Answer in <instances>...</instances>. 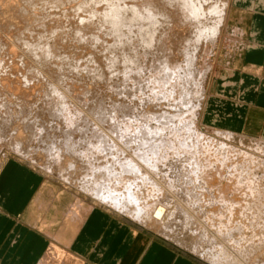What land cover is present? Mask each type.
<instances>
[{"label": "rangeland", "instance_id": "1", "mask_svg": "<svg viewBox=\"0 0 264 264\" xmlns=\"http://www.w3.org/2000/svg\"><path fill=\"white\" fill-rule=\"evenodd\" d=\"M82 1L84 0H59L58 3L56 0H6L0 3V44H4V49L0 46V89L2 87L1 84L3 85L4 83V87H10V89L7 87L6 89H4V87L1 89L3 95H0V120L1 117L4 116L2 113L11 115L12 119H15L14 128L19 127L22 129V127L28 128L29 125H34L35 131L37 130L36 133L40 135H34V139L32 138L33 140L29 141L28 144L23 141V139H20V141L15 142L14 146L12 135L9 134L10 130H5L4 128V131H2L1 128L4 127V125L0 124V168L8 160L16 159L27 163L32 168L41 172L46 182L49 184L48 189L53 191V194L56 196L54 200L59 197L58 199L67 203L66 211L70 218L73 212L79 213L81 211L80 208L83 211V209L96 206L124 219L130 226L143 230L173 245L177 250L193 256L194 259L204 264H264V186L261 187L264 185V172H262L261 169H257V172L253 170L251 173L253 178V180L250 181L251 183L246 182L244 178L236 179L233 176H229V172H227L228 178L237 181V183H239L238 186L241 185L247 189L250 183L255 186L254 188L258 192V195L255 194L252 196L250 202L248 199H242L243 197L240 196V192L230 191V194H225V196L226 199H232L235 202L233 204H231L230 200L220 202L222 199H219V197H223V195L219 193V190L226 185V183L227 186H229L228 190L233 189V185H230L231 181H218V178L213 180L215 178L214 175L211 177L210 174L206 173L216 171L217 164L219 163L231 164L232 167L234 165L237 167L238 165L239 167L247 161L245 157H249L258 162L260 161V164H264V138L249 137L243 133L221 129L220 126L212 123L207 115L209 98L217 94L219 85H221V91L218 93L223 95L222 91L225 87H222V85L229 83V80L226 81V78L231 74L235 63L240 61L242 49L247 47L244 39H242V32L244 33V30L246 31L242 24L248 21L249 14L240 10L239 3H242L243 0H228V9L226 8L228 11H225V14L227 13L224 15L226 17H223L225 21L223 20L222 23L224 24H221L218 34L220 37H216L217 42L210 41V39L207 40L208 38H206L203 40L205 44L204 42H197L196 30L198 26L190 20V17H186V12L176 10V13H174L176 19L178 18L179 20L177 23L178 25L176 24L179 28L175 25L176 32L171 34L173 40L170 38L168 41L170 44H168L170 53L167 55V59L169 58L168 60L171 61V67H173L172 69L174 70L171 72L165 60L161 64L159 63V66L156 61H154V57L146 53L137 41L134 44L137 55L140 54L137 61V64L140 62L138 64L139 66L130 63L126 66L125 63H122L121 65L118 64L119 67H113L111 59L114 55H110L111 51L104 48L107 43L101 41L103 39L106 41L109 37L106 35L105 31H102L103 28L100 27L99 17H95L94 20L90 21L91 23L89 21L86 22V20L90 18V10L99 13L100 10H103L107 6L113 9L117 3H121L123 0H103L104 2H101V0L97 2V0H95V3L91 5V9L89 10L90 13L84 10H80L81 12L79 11L78 7H80ZM127 1H138L144 7L146 6V9H154L158 4H162V0ZM38 16L41 19L43 18V21L37 26L32 22ZM81 21H83V23ZM41 24H43V31H41L39 27ZM208 24H210V22H208ZM138 29L139 27L135 26L134 30L137 31ZM182 30L186 32L184 33ZM93 31L94 33L95 31L96 33L99 32V36L96 37V40L94 36H88ZM177 32H179V35ZM183 37L186 40H182ZM92 38L94 39L93 43ZM191 39L194 41H190ZM173 41L175 42L174 44ZM185 41H188L187 43L190 42L187 46L190 45V47H192L191 49L186 46L183 47ZM207 41H210V43ZM98 42L102 43L99 45ZM180 42H183V44ZM30 46H33V48L36 47V49L38 48V51L47 48L48 51L53 54H50V57L46 59H41L38 51H30ZM204 46H206V48ZM10 49L12 50L11 52ZM194 49V55L197 54L198 56V59L196 58L198 62H194V69L198 72H195V74L190 77L189 75H184V73L187 71L186 63L189 51L191 52ZM7 52H10L11 55ZM183 53L184 55L182 56ZM120 59L122 60V57ZM182 63L185 65H182ZM92 64H94L96 68L97 66L98 68L100 67L99 69L105 72V78L107 77L105 95L109 102L129 105L131 112L128 118H120L117 116L120 123H118L117 126L120 127L116 126V131L111 132L112 135L109 134L111 136L109 138V143L111 141L112 149H106L105 152L96 151V149L92 146L90 147L89 144L83 143L85 141H90L91 145L93 142H91V140H94L92 144L95 145L100 141V138L97 140V137H95L96 135L94 136L95 132L93 131H96V129L98 130L97 135L110 132L108 125L105 126L100 124L102 125L100 126L98 123V118L101 119L106 112L102 111L99 105H96L98 104L96 102L97 86L92 82L94 77L91 73L82 68L84 65L89 66ZM147 64L150 65L148 66ZM180 64L182 65L181 67ZM72 65H76L78 69L75 70ZM137 67L142 68L138 69ZM144 67H147V69ZM81 68L83 69L82 72L80 71ZM160 71L164 74L161 75ZM60 73H63L62 77H60ZM113 73H115V75ZM156 73L158 74L157 77L154 75ZM170 73H173L171 74L172 76ZM54 75H56V77ZM160 76L164 78L162 79ZM158 77L160 79H158ZM192 77L194 78L193 81ZM168 78H170V80ZM182 79L186 82L182 81ZM140 81L142 83H140ZM184 83L186 86H184ZM50 84H58L61 87H59L62 96L61 99L66 98L65 100L68 105L66 111L68 114L65 113V117L57 119V122L55 120L53 124L50 120V113L54 114V111L57 110V114L60 111L59 107L55 106L58 102L60 103V98H58L59 96H55V94L53 95L54 91L52 92ZM96 84H103V80L97 81ZM68 87L70 89H68ZM182 87L184 88L182 89ZM7 89H9V93H7ZM62 89H64L63 92H69L73 98L70 97L68 93H63ZM181 90H184L183 93ZM174 91H176V94ZM184 92H186L187 96ZM20 93L23 95L22 97L14 96V94L20 95ZM25 100L27 102H25ZM84 101L86 103H83ZM45 106L50 107H46L48 109V114H46V108L43 112ZM92 108L96 113L92 112ZM166 109L168 113L170 111V114L167 113ZM26 112L28 116V113L32 114H30V120H21V122H19L21 119L20 117ZM39 112L41 118L38 117L39 115L37 113ZM171 113H175V115ZM179 114L180 116H178ZM66 115L70 118L68 119ZM95 115H100V117H96ZM155 115L156 117L159 116L158 119ZM165 116L170 121L166 119ZM88 118L91 120L92 118L96 119H93L94 122L92 120L94 129L91 125L92 123L89 126L87 125L88 127L83 125L87 124L86 120ZM82 121L85 123H82ZM76 124L80 127H76ZM109 124H111V121H109ZM72 125L77 128L75 129L76 131L79 130L78 133H76L78 135L75 134L74 130V135L70 138V141L71 139L73 140V144L76 148H80H78L80 150L78 156L81 157L82 160L79 164H81V167L84 165L89 169L85 174L91 171L96 173L97 171V178L94 177V175H89L90 178L83 182L82 179L85 178L84 176L83 178L78 176L80 174L76 175L68 164L64 165L65 162L62 166L59 156L62 158L67 157L64 153L59 151L57 157L56 154L52 156V152L49 151L50 148H53V143V145H58V143H64L63 140H65L63 135H60V131L55 127H59L62 131H66L72 129ZM81 125L84 129L86 127L84 136L81 134ZM121 125L124 127L121 128ZM176 125L178 127H176ZM70 126L71 128H69ZM103 126L105 129L102 128ZM87 128H89V130ZM137 130H140L141 133L140 136L135 137V139L132 134H130V131L134 133ZM118 132L122 135H118ZM51 134L57 135V139L51 137ZM154 134L156 137H154ZM41 136L43 138H40ZM125 136L126 138H124ZM113 137L114 139H112ZM48 139L50 140L47 141ZM147 142L149 145H147ZM17 143L19 144L18 149L15 148ZM152 143L155 144L152 145ZM156 143H158V145ZM211 143H213L215 149L210 147ZM125 144H131V147H125ZM218 144L222 146L223 151H226L225 153L217 151L216 145ZM97 145H99V143ZM113 148L115 151H113ZM146 148L149 149L147 150ZM156 151L159 155H157ZM94 152L99 154H96L99 156L96 159H99L98 161L101 162L92 160L95 155H92ZM230 152L232 153L230 154ZM137 153L143 154L138 155ZM196 155L198 156V160ZM102 157L104 159H102ZM143 157H147V159H143ZM161 157H163V162L157 163ZM140 158L143 160L141 161ZM72 159L78 160L77 157H72ZM118 159H120V161ZM204 159L207 161L205 162ZM215 160L217 161L211 162ZM102 161L108 163V167L105 170L103 168L106 163L104 164ZM121 161L125 165L126 163H128L127 165L129 166L132 165L131 167L133 168L125 169L122 167L124 165L119 163ZM145 163H147V165ZM136 165L138 166L136 167ZM101 166L102 168H100ZM112 166L114 168L117 167V170ZM153 166H155V170H153ZM86 167L83 168L88 170ZM138 167H140L141 171ZM120 170L123 172L121 173ZM155 174L158 175L156 176ZM205 174L208 175L207 179L205 178ZM230 174L232 175L233 173ZM82 175H84V172ZM124 175H126V178ZM184 176H190L191 179L183 183H178L177 177ZM149 177L151 180L148 179ZM138 178L140 180L139 183ZM196 179L200 180L199 184L192 183V181ZM239 179H241V181H238ZM100 184L103 190H106L110 185L111 188H109L113 192L114 201L118 203L117 207L109 201H102L93 196L94 194H92V192L96 187L100 186ZM213 185L214 187L212 189L211 186ZM142 187H144V189H142ZM140 191H142V193ZM157 191L158 193H155ZM136 194H140L142 197L139 201L135 200ZM225 206H229L230 208L234 207L237 211L242 208L240 210V215L239 211L238 213H228ZM142 207L144 209H141ZM222 207L224 208V215L221 211ZM155 208L166 215L162 221L155 222L153 220L152 212ZM215 208H220L221 210H219L222 213L215 214ZM249 208L251 209L250 211ZM234 215H242V218L234 219ZM211 253L217 255L218 258L223 256L225 259L220 258V260L218 259L219 261L217 260V262H214ZM71 261L72 258L66 252L59 250L57 247H53L46 256L43 264H70Z\"/></svg>", "mask_w": 264, "mask_h": 264}, {"label": "crops", "instance_id": "2", "mask_svg": "<svg viewBox=\"0 0 264 264\" xmlns=\"http://www.w3.org/2000/svg\"><path fill=\"white\" fill-rule=\"evenodd\" d=\"M239 5L249 14L242 24L247 47L223 95L219 85L209 98L207 115L221 129L264 138V0ZM48 185L20 160L0 168V264H43L53 247L66 252L70 264H204L102 208H80L68 217L67 203L54 200Z\"/></svg>", "mask_w": 264, "mask_h": 264}, {"label": "bare ground", "instance_id": "3", "mask_svg": "<svg viewBox=\"0 0 264 264\" xmlns=\"http://www.w3.org/2000/svg\"><path fill=\"white\" fill-rule=\"evenodd\" d=\"M6 0H0V3H3V2H5ZM42 1V0H41ZM58 1V3H59V0H56V2ZM105 1V0H104ZM103 0H101V2H104ZM97 2H99L98 0H97ZM156 2H158V1H156ZM230 2V1H229ZM32 3V2H31ZM47 3H48V1H47ZM53 3H55V2H53ZM61 3V2H60ZM95 3V0H84V1H82L81 2V4H80V7H78L79 8V11L80 10H84V11H87L88 13H90L89 12V10L91 9V5L92 4H94ZM21 4V3H20ZM42 4V3H41ZM102 4V3H101ZM144 4V3H143ZM158 4V3H157ZM156 4V5H157ZM160 5H162V6H160ZM160 5L158 4V6H156L154 9L152 8V9H146V6L144 7L143 5H141V3H139L138 1H136V2H128L127 0H123V2H121V3H117L116 5H115V7L112 9V8H109L108 6L107 7H105L103 10H98L99 11V13L97 12V13H95L94 11H92V10H90L91 11V13H90V18L89 19H87L86 20V22L87 21H92V20H94V18L95 17H99V19H100V27L101 28H103V30L102 31H105V33H106V35L110 38H108V40L106 39V41H104V39L103 40H101V41H103V42H105V43H107V44H105L106 46L104 47V45H103V47L105 48V49H108V50H110L111 51V53H110V51H109V53H110V55L112 54V55H114V57L111 59V64H112V66L114 67V66H118V64H122V63H125L126 64V66H127V64L128 63H130V64H134V65H136L137 64V61H138V59H139V55H137V53H136V50H135V42L137 41V42H139L140 43V45L142 46V48L146 51V53H149V54H151L153 57H154V61H156V63L159 65V63L161 64L164 60L167 62V65H168V68H170V72L173 70L172 68L173 67H171V61L170 60H168L167 59V55H169V53H170V48H169V46H168V41H169V39L171 38V34H173V33H175L176 32V26L178 25L177 23H178V18L176 19V17H175V11L176 10H179V11H183V12H186V17L188 16V17H190V20L192 21V22H194L197 26H198V29L196 30V39H197V42L198 43H203L204 42V44H205V41H203L204 39H206V38H208L207 40H209L210 39V41H215V42H217V40H216V37L218 36V37H220L218 34H219V32H220V28H221V24H224V23H222L223 22V17L225 18L226 16H224V15H226L225 14V11H228V10H226V8L228 9V7H227V5H228V0H162V4L160 3ZM93 9V8H92ZM8 10V9H7ZM83 11V12H84ZM23 12V11H22ZM81 12V11H80ZM175 12V13H174ZM68 13V12H67ZM180 14V13H179ZM182 14H184V13H182ZM21 15H23V14H21ZM49 15V14H48ZM185 15V14H184ZM183 15V16H184ZM24 16V15H23ZM52 16V15H51ZM43 17V16H42ZM80 17V16H79ZM181 17H182V15H181ZM186 17H185V19H186ZM27 18V17H26ZM71 18V17H70ZM81 18V17H80ZM184 18V17H183ZM182 18V19H183ZM17 19V18H16ZM98 19V20H99ZM45 20V19H44ZM43 21V18L41 19L39 16L38 17H36V19H34L33 20V24L35 23V25H40L39 23H41ZM183 21V20H182ZM181 21V22H182ZM225 21V20H224ZM15 22V21H14ZM61 22V21H60ZM69 22V21H68ZM84 22H85V20H84ZM180 22V23H181ZM184 22V21H183ZM182 22V23H183ZM208 22H210V24H208ZM48 23V22H47ZM64 23V22H63ZM63 23H61V24H63ZM91 23V22H90ZM33 24H31V25H33ZM177 24V25H176ZM69 25V24H68ZM84 25V24H83ZM176 25V26H175ZM20 26V25H19ZM42 26H43V24H41V26H39L40 27V29H41V31H43V28H42ZM76 26V25H75ZM135 26H138L139 27V31L137 30H134L135 29ZM193 26V25H192ZM191 26V27H192ZM24 27V26H23ZM25 27H26V25H25ZM62 27V26H61ZM87 27V26H86ZM178 27V26H177ZM183 27V26H182ZM188 27V26H187ZM82 28V27H81ZM179 28V27H178ZM181 28V27H180ZM85 29V28H84ZM192 29H193V27H192ZM196 29V28H195ZM19 30H21V29H19ZM28 30V29H27ZM95 30V29H94ZM97 30L99 31V29L97 28ZM184 30V29H183ZM182 30V31H183ZM222 30V29H221ZM21 31H23V30H21ZM55 31V30H54ZM53 31V32H54ZM80 31V30H79ZM180 31V30H179ZM194 31V30H193ZM184 32V31H183ZM183 32H180V33H183ZM186 32V31H185ZM184 32V33H185ZM13 33V32H12ZM43 33V32H42ZM57 33V32H56ZM86 33V32H85ZM99 33V32H98ZM98 33H96V31H95V33H94V31L91 33V34H89L88 36H94L95 37V40H96V37H98L99 36V34ZM178 33V35H179V32H177ZM77 34V33H76ZM84 34V33H83ZM177 35V34H176ZM187 35V34H186ZM75 36V35H74ZM87 36V37H88ZM25 37V36H24ZM176 37H178V36H176ZM191 37V36H190ZM100 38V37H99ZM102 38V37H101ZM187 38V37H186ZM192 38V37H191ZM83 39V38H82ZM172 39V38H171ZM180 39H182V38H180ZM93 38H92V43H93ZM173 40V39H172ZM182 40H186V39H184V37H183V39ZM219 40V39H218ZM178 41V40H177ZM180 41V40H179ZM190 41H194V40H190ZM210 41H207V42H209L210 43ZM97 42V41H96ZM95 42V43H96ZM188 42V41H187ZM186 41H185V43H186V45H185V43H184V46L183 47H189V49H191L192 47H190V45L189 46H187V44H189V43H187ZM94 43V44H95ZM99 43V42H98ZM100 43H102V42H100ZM100 43H99V45H100ZM175 42L173 41V44H174ZM180 43H182L183 44V42H180ZM194 43V42H193ZM172 44V43H171ZM207 44V43H206ZM215 44V43H214ZM96 45V44H95ZM170 45V44H169ZM193 45V44H192ZM199 45V44H198ZM0 46H1V48H3L4 49V44L3 43H1L0 44ZM90 46V45H89ZM176 46V45H175ZM6 47V46H5ZM31 48H29L30 49V51L31 50H34V51H38L37 49H36V47L35 48H33V46H30ZM172 47H174V46H172ZM196 47H198V46H196ZM205 48H206V46H204ZM174 48H176V47H174ZM194 48V47H193ZM7 49V48H6ZM5 49V50H6ZM40 49V48H39ZM28 50V49H27ZM184 50V49H183ZM12 50L10 49V52H11ZM41 51V52H40ZM40 51H38L40 54V58L42 59V58H47V57H50V54L52 55L53 53H50L49 51H48V49L46 48V49H42V50H40ZM105 51H107V50H105ZM143 51V50H142ZM180 51V50H179ZM186 51V50H185ZM189 51V50H188ZM196 51H198V50H196ZM10 52L8 53V54H10ZM56 52V51H55ZM60 52V51H59ZM100 52V51H99ZM141 52V51H140ZM183 52V51H182ZM194 52H195V49L194 50H192L191 52L189 51V55H188V58H187V63H186V73H184V75L186 74V75H189L190 77L191 76H193L194 74H195V72H198V71H195L196 69H194V62L195 61H197L196 60V58L198 57L197 56V54L196 55H194ZM144 53V52H143ZM180 53V52H179ZM199 53H200V51H199ZM36 54V53H35ZM38 54V53H37ZM11 55V54H10ZM97 55V54H96ZM95 55V56H96ZM171 55V54H170ZM184 55V53L182 54V56ZM186 55V54H185ZM72 56V55H71ZM181 56V57H182ZM8 57V56H7ZM122 57V60L120 59ZM146 57H147V55H146ZM83 58V57H82ZM179 58V57H178ZM45 59H43V60H45ZM74 59V58H73ZM81 59V58H80ZM79 59V60H80ZM141 59V58H140ZM180 59V58H179ZM198 59V58H197ZM85 60V59H84ZM172 60V59H171ZM174 60V59H173ZM177 60V59H176ZM73 61V60H72ZM82 61V60H81ZM88 61V60H87ZM86 61V62H87ZM99 61V60H98ZM185 61V60H184ZM67 62V61H66ZM93 62V61H92ZM180 62H182V61H180ZM198 62V61H197ZM196 62V63H197ZM88 63V62H87ZM102 63H103V61H102ZM140 62H138V64H139ZM174 63V62H173ZM70 64H72V63H70ZM69 64V65H70ZM137 64V65H138ZM142 64V63H141ZM57 65V64H56ZM148 65V64H147ZM146 65V66H147ZM150 65V64H149ZM148 65V66H149ZM155 65V64H154ZM164 65V64H163ZM175 65V64H174ZM182 65H185V64H183L182 63ZM181 64H180V67L182 66ZM196 65V64H195ZM100 66V65H99ZM131 66H133V65H131ZM139 66V65H138ZM147 66V67H148ZM160 66V65H159ZM162 66V65H161ZM175 66H177V65H175ZM72 67L76 70V69H78V67L76 66V65H72ZM119 67V66H118ZM129 67V66H128ZM147 67L145 68V69H147ZM179 67V68H180ZM10 68V67H9ZM47 68V67H46ZM83 69H85L86 71H88L89 73H91V75H92V73H96L97 75H100V76H102V77H105V72L104 71H102L101 69H99L98 68V66H97V68H96V66L94 65V64H92V65H89V66H85L84 65V67H82ZM81 68V69H82ZM107 68V67H106ZM138 68V67H137ZM140 69L142 68V67H139ZM138 68V69H139ZM151 68V67H150ZM52 69V68H51ZM105 69V68H104ZM149 69V68H148ZM158 69V68H157ZM8 70V69H7ZM31 70V69H30ZM55 70V69H54ZM160 70H162V69H160ZM164 70V69H163ZM168 70V69H167ZM183 70V69H182ZM56 71V70H55ZM79 71V70H78ZM159 71V70H158ZM174 71V70H173ZM57 72V71H56ZM61 72H62V70H61ZM82 72V71H81ZM118 72V71H117ZM131 72V71H130ZM154 72V71H153ZM162 72H164V71H162ZM167 72H169V71H167ZM201 72V71H200ZM75 73V72H74ZM80 73V72H79ZM160 73H161V71H160ZM189 73V74H188ZM207 73V72H206ZM14 74V73H13ZM39 74V73H38ZM63 74V73H62ZM62 74L60 73V77H62ZM69 74V73H68ZM121 74V73H120ZM164 73H161V75H163ZM169 74V73H168ZM167 74V75H168ZM171 74H173V73H170V75ZM182 74V73H181ZM30 75V74H29ZM154 75H156V77H157V73L156 74H154ZM169 75V76H170ZM10 76V75H9ZM55 77H56V75H54ZM70 76V75H69ZM93 76V75H92ZM165 76H166V73H165ZM169 76H167V77H169ZM172 76V75H171ZM201 76V75H200ZM91 77V76H90ZM94 77V76H93ZM162 79L164 78V77H162V76H160ZM189 77V78H190ZM92 78V77H91ZM107 78V77H106ZM110 78V77H109ZM117 78V77H116ZM188 78V77H187ZM187 78H186V80H187ZM2 79V78H1ZM46 79V78H45ZM58 79V78H57ZM64 79H66V78H64ZM140 79H141V77H140ZM154 79H156V78H154ZM158 79H160L159 77H158ZM169 80H170V78H168ZM193 77H192V81H193ZM207 79V78H206ZM4 80H7V79H4ZM20 80V79H19ZM50 80V79H49ZM56 80V79H55ZM137 80V79H136ZM60 81V80H59ZM161 81V80H160ZM168 81V80H167ZM182 81H184L183 79H182ZM189 81H191V80H189ZM205 81V80H204ZM14 82V81H13ZM41 82V81H40ZM67 82H69V81H67ZM70 82H72V81H70ZM77 82V81H76ZM155 82V81H154ZM184 82H186V81H184ZM55 83V82H54ZM58 83V82H57ZM120 83H121V81H120ZM123 83V82H122ZM140 83H142L141 81H140ZM156 83V82H155ZM39 84V83H38ZM47 84H48V82H47ZM58 84H60V83H58ZM58 84H56V85H54V84H50L51 86H50V88L52 89V92H53V95L55 94V96H59L58 98H60V103L58 102L57 103V105L55 104V106H57V107H59V112L56 114V111L57 110H55L54 111V114H52V113H50V110H49V113H50V120H51V123L53 124L54 122H55V120H56V122L58 121L57 119H59V118H61V117H65V113H67L66 111H67V109H68V105H67V103H66V98L65 99H61V93H60V86L58 85ZM79 84H81V83H79ZM134 84H136V83H134ZM158 84V83H157ZM35 85V84H34ZM43 85V84H42ZM77 85V84H76ZM88 85V84H87ZM121 85V84H120ZM155 85V84H154ZM203 85V84H202ZM1 89L5 86V83L2 85L1 84ZM14 86V85H13ZM72 86V85H71ZM184 86H186V84L184 83ZM195 86H196V84H195ZM204 86V85H203ZM7 87V86H6ZM6 87H4V89H6ZM60 87V88H59ZM122 87H124V86H122ZM136 87V86H135ZM199 87V86H198ZM7 88H9L10 89V87H7ZM48 88V87H47ZM87 88V87H86ZM174 88V87H173ZM172 88V89H173ZM184 87H182V89H183ZM194 88V87H193ZM1 89H0V95L2 96L3 95V91L1 92ZM9 89H7L6 91H7V93H9L10 91H8ZM27 89V88H26ZM68 89H70L69 87H68ZM130 89V88H129ZM181 89V88H180ZM186 89V88H185ZM188 89V88H187ZM190 89V88H189ZM197 89V88H196ZM30 90V89H29ZM75 90V89H74ZM88 90V89H87ZM94 90V89H93ZM203 90V89H202ZM5 91V90H4ZM64 91V89H62V92ZM90 91V90H89ZM117 91V90H116ZM182 91V90H181ZM184 91V90H183ZM183 91H182V93H183ZM32 92V91H31ZM92 92V91H91ZM125 92V91H124ZM175 92V94H176V91H174ZM192 92V91H191ZM202 92V91H201ZM19 93V92H18ZM63 93H68L69 94V92H63ZM87 93V92H86ZM85 93V94H86ZM178 93V92H177ZM185 94H186V92H184ZM11 94V93H10ZM34 94V93H33ZM37 94V93H36ZM74 94V93H73ZM83 94V93H82ZM121 94H122V92H121ZM190 94V93H189ZM192 94V93H191ZM11 95H13V94H11ZM70 95V94H69ZM94 95V94H93ZM184 95V94H183ZM183 95H182V98H183ZM14 96H23V95H21V93H20V95L18 94H14ZM64 96V95H63ZM67 96V95H66ZM78 96V95H77ZM92 96V95H91ZM180 96H181V93H180ZM186 96H187V94H186ZM13 97V96H12ZM69 97V96H68ZM70 97H72V95H70ZM94 97V96H93ZM97 97V96H96ZM168 97V96H167ZM19 98V97H18ZM50 98V97H49ZM73 98V97H72ZM87 98V97H86ZM89 98V97H88ZM187 98V97H186ZM23 99V98H22ZM25 99H26V97H25ZM68 99V98H67ZM82 99V98H81ZM90 99V98H89ZM89 99H88V101H89ZM28 100V99H27ZM96 100V99H95ZM180 100H181V98H180ZM185 100V99H184ZM16 101V100H15ZM21 101H23V100H21ZM68 101V100H67ZM190 101V100H189ZM25 102H27L26 100H25ZM56 102V101H55ZM181 102H183V101H181ZM22 103V102H21ZM62 103V104H61ZM83 103H86L85 101L83 102ZM25 104H27V103H25ZM29 104V103H28ZM40 105V104H39ZM50 105V104H49ZM53 105V104H52ZM52 105H51V108H52ZM74 105V104H73ZM87 105V104H86ZM96 105H99V104H96ZM186 105H189V104H186ZM36 106V105H35ZM72 106V105H71ZM50 108V107H48V106H45L44 107V109H43V112H44V110H45V108ZM93 107V106H92ZM2 108H4V107H2ZM46 108V111H47V113L46 114H48V109ZM88 108V107H87ZM197 108V107H196ZM74 109V108H73ZM93 109V108H92ZM92 109H91V111H92ZM99 109V108H98ZM89 110V109H88ZM33 111V110H32ZM32 111H29V112H32ZM52 111V110H51ZM75 111V110H74ZM87 111V110H86ZM101 111V110H100ZM103 111V110H102ZM166 111H167V113H168V110L166 109ZM178 111V110H177ZM197 111V110H196ZM77 112V111H76ZM81 112V111H80ZM92 112H94V109H93V111ZM82 113V112H81ZM94 113H96V112H94ZM164 113H166V112H164ZM179 113V112H178ZM4 116H2L1 117V120H0V124L1 125H4V127H2L1 129H2V131H4V128H5V130H7V129H9L10 131H9V134L10 135H12V142H14V146H15V142H18V141H20V139H23V141H25V142H27V144H28V142L29 141H31V140H33L34 138V135H37V136H40L39 134H37L36 133V131H35V127H34V125H29L28 126V128H23L22 127V129H20L19 127L17 128V127H15L14 128V120L15 119H12V117H11V115H7V114H5V113H2ZM29 114V116L27 115V112L26 113H23V116L22 117H20L21 119H20V121L19 122H21V120L23 121V120H27L28 121V119H29V117H30V114L31 113H28ZM38 115V117L39 118H41V114H40V112L39 113H37ZM63 114V115H62ZM68 114V113H67ZM168 114H170V111H169V113ZM171 114H174L175 115V113H171ZM32 115V114H31ZM43 115V114H42ZM75 115V114H74ZM89 115V114H88ZM100 115H101V113H100ZM100 115L98 116H96V117H100ZM163 115V114H162ZM166 115V114H165ZM174 115H173V117H174ZM177 115V114H176ZM183 115V114H182ZM185 115V114H184ZM16 116V115H15ZM21 116V115H20ZM69 116V115H68ZM90 116V115H89ZM94 116V117H95ZM102 116V115H101ZM161 116V115H160ZM178 116H180V114L178 115ZM36 117V116H35ZM44 117V116H43ZM66 117H67V115H66ZM85 117V116H84ZM95 117V118H96ZM155 117H156V115H155ZM158 117L159 116H157L156 118L158 119ZM162 117H164V116H162ZM166 117V116H165ZM169 117V116H168ZM172 117V116H171ZM192 117V116H191ZM34 118V117H33ZM68 119L70 118V117H67ZM78 118V117H77ZM95 118H92V120L93 119H95ZM127 118H128V116H127ZM137 118V117H136ZM12 119V120H11ZM84 119V118H83ZM138 119V118H137ZM161 119V118H160ZM166 119H168L167 117H166ZM173 119V118H172ZM174 119H176V118H174ZM186 119V118H185ZM192 119V118H191ZM30 120V119H29ZM73 120V119H72ZM92 120L91 119H87L86 120V123L87 124H83V125H86V127H88L91 123H92ZM96 120V119H95ZM99 120H101V119H99L98 118V123H99V125L101 124L100 122H99ZM169 120V119H168ZM168 120H166V121H168ZM35 121V120H34ZM61 121V120H60ZM142 121H143V119H142ZM170 121V120H169ZM176 121V120H175ZM185 121V120H184ZM183 121V122H184ZM93 122H94V120H93ZM37 123V122H36ZM82 123H85V122H83L82 121ZM123 123V122H122ZM31 124V123H30ZM38 124V123H37ZM66 124V123H65ZM120 124V123H119ZM77 125V124H76ZM88 125V126H87ZM92 125V127H93V129H94V124L92 123L91 124ZM97 125V124H96ZM133 125V124H132ZM184 125V124H183ZM186 125V124H185ZM52 126V125H51ZM73 126V125H72ZM98 126V125H97ZM100 126H102V125H100ZM99 126V127H100ZM106 126V125H105ZM117 126V125H116ZM136 126V125H135ZM174 126V125H173ZM76 127H78V125L76 126ZM75 126H73V128L72 129H70V130H66V131H62L61 129H59V127H55L57 130H59L60 131V135H63V138H65V140H63V142L64 143H61V144H59L58 143V145H53L52 144V146H53V148H50V150L49 151H51L52 153H51V155L52 156H55V154H56V156L58 157V152L60 151V152H62V153H64L67 157H61V156H59V158H61L60 159V162L62 163V166H63V163H64V165H69L70 166V168H71V170L72 171H74L75 172V174L76 175H78V174H80V175H78V176H81V177H83L84 179H82L83 180V182L85 181V180H87L88 178H90L89 177V175H94V177H96L97 178V171H96V173H94V172H87V174H85L86 173V171H89V169L86 167V166H84V165H82L83 167H86V169H88V170H85V168H83V167H81V164H79V163H81V160H82V158L81 157H79L78 155L80 154V148L78 149V148H76V146L73 144V140L71 139V141H70V138L71 137H73L72 135H74V130L75 129H77ZM80 127V126H79ZM78 127V128H79ZM83 126L81 125V131H82V136H84L85 134H84V132H85V129H86V127H85V129H84V127L82 128ZM91 127V126H90ZM99 127H97V128H99ZM117 127H120V126H117ZM149 127V126H148ZM176 127H178L177 125H176ZM181 127H182V125H181ZM51 128V127H50ZM69 128H71V126L69 127ZM102 128H104V126L102 127ZM126 128H128V127H126ZM167 128V127H166ZM88 130H89V128H87ZM95 129H96V127H95ZM101 129V128H100ZM105 129V128H104ZM159 129V128H158ZM174 129H176V128H174ZM91 130V129H90ZM120 130V129H119ZM1 131V130H0ZM78 131L79 130H75V134L76 133H78ZM155 131V130H154ZM6 132V131H5ZM73 132V133H72ZM93 132H95L94 133V136L95 137H97V140L99 139V137L100 136H103V139H100V141L98 142L99 143V145H97L98 143H96L95 145L94 144H92L93 142H94V140H91V145H90V141H88V142H83V143H87V144H89V146L91 147H93V148H95L96 149V151L97 150H99V152H105V150L106 149H112V146H111V141H110V143H109V138L111 137L109 134H111V132H113V131H110L109 133L107 132V133H105L104 132V134L102 133V134H99V135H97V133H98V130L96 129V131L94 130ZM92 132V133H93ZM101 132H102V130H101ZM120 132V131H119ZM117 133V134H119V135H122L121 133ZM80 133V132H79ZM87 133V132H86ZM89 133H90V131H89ZM91 133V134H92ZM100 133V132H99ZM123 133H124V131H123ZM135 133V135H133V132H131L130 131V134H132V136L135 138V137H139L140 136V133H141V131L140 130H137V131H135L134 132ZM42 134V133H41ZM116 134V133H115ZM130 134H128V135H130ZM76 135H78V134H76ZM86 135H89V134H86ZM93 135V134H92ZM112 135V134H111ZM57 136V135H56ZM56 136L55 135H52L51 134V137H55L56 138ZM99 136V137H98ZM25 137V138H24ZM58 137V136H57ZM91 137V136H90ZM153 137V136H152ZM151 137V138H152ZM154 137H156L155 136V134H154ZM33 138V139H32ZM40 138H43L42 136L40 137ZM162 138V137H161ZM57 139V138H56ZM112 139H114V137L112 138ZM131 139V138H130ZM136 139V138H135ZM145 139H146V137H145ZM145 139H143V140H145ZM40 140V139H39ZM38 140V141H39ZM50 139H48L47 141H49ZM213 140V139H212ZM41 141V140H40ZM116 141V140H115ZM148 141H149V139H148ZM154 141H156V140H154ZM183 141H184V139H183ZM187 141V140H186ZM197 141H198V139H197ZM209 141V140H208ZM81 142V141H80ZM145 142V141H144ZM157 142V141H156ZM44 143V142H43ZM75 143V142H74ZM82 143V144H83ZM141 143H142V141H141ZM148 143V142H147ZM184 143V142H183ZM220 143V142H219ZM153 144H155V143H152V145ZM157 145H158V143H156ZM17 146L15 147V148H17L18 149V146H19V144L17 143L16 144ZM106 145H110V147H106ZM113 145V144H112ZM147 145H149V143L147 144ZM151 145V146H152ZM209 145V144H208ZM82 146V145H81ZM191 146V145H190ZM160 147V146H159ZM211 148H213V149H215V146L213 145V143H211V146H210ZM216 149H217V151L218 152H222V153H225L226 151H223L222 150V146H219V144L218 145H216ZM229 147V146H228ZM82 148V147H81ZM196 148V147H195ZM25 149V148H24ZM89 149V148H88ZM143 149V148H142ZM147 150L149 149V148H146ZM152 149H154V148H152ZM220 149V150H219ZM94 150V149H93ZM201 150H202V147H201ZM142 151H144V150H142ZM229 151V150H228ZM93 152V151H92ZM110 152V151H109ZM112 152V151H111ZM121 152H123V151H121ZM157 152V151H156ZM155 152V153H156ZM202 152V151H201ZM201 152H199V153H201ZM84 153H86V152H84ZM87 153H88V151H87ZM106 153H108V152H106ZM131 153V152H130ZM150 153V152H149ZM158 153V152H157ZM232 152H230V154H231ZM95 154V155H94ZM96 154H98V153H93L92 155H94V158L92 159V160H94V161H96V162H101V161H98L96 158H98L99 156V154L98 155H96ZM138 155L139 154H143V153H137ZM185 154V153H184ZM202 154V153H201ZM216 154V153H215ZM48 155V154H47ZM61 155V154H60ZM146 155V154H145ZM205 155V154H204ZM82 156H84V155H82ZM148 156H151V155H148ZM212 156V155H211ZM222 156H223V154H222ZM72 157H77L78 158V160L77 159H72ZM116 157H118V156H116ZM115 157V158H116ZM125 157H126V155H125ZM135 157H136V155H135ZM196 157H197V160H198V156L196 155ZM214 157V156H213ZM213 157H212V159H213ZM114 158V157H113ZM118 158H120V157H118ZM145 157H143V159H144ZM203 158V157H202ZM209 158V157H208ZM218 158H219V156H218ZM88 159V158H87ZM102 159H104L103 157H102ZM123 159V158H122ZM132 159V158H131ZM136 159V158H135ZM143 159H141L140 158V160L142 161ZM145 159H147V157L145 158ZM201 159V158H200ZM199 159V160H200ZM245 159L247 160L245 163H243V164H241V165H243V166H239L238 167V165H237V167H236V165H234L233 167L231 166V164H221V163H219V164H217V169H216V171H214V172H211V173H208V172H206L207 174H210V176L212 177V175H214V179L213 180H215V179H217L218 178V181H224V180H226V182L227 181H231V183H230V185H233V189L232 190H228V188H229V186H227V183H226V185H224L220 190H219V193L221 194V195H223V197H219V199L221 200L220 202H224V200H230L231 201V204H233V203H235L232 199H226V196H225V194L226 195H228V194H230V191H233V192H240V196L241 197H243L242 199H244V200H246V199H248L249 201L252 199V196H254L255 194H257L258 192H257V190L254 188L255 186L253 185V184H250L251 182L250 181H252L253 180V178H252V171L253 170H255V172H257L256 170L257 169H261V171L262 172H264V164H260L258 161H255V160H252V159H250L249 157H245ZM110 160V159H109ZM109 160H108V162H109ZM119 161H120V159H118ZM156 160V159H155ZM192 160V159H191ZM195 161H197L196 159H194ZM205 160V159H204ZM85 161H86V159H85ZM112 161V160H111ZM136 161V160H135ZM207 160H205V162H206ZM217 160H215V161H211V162H216ZM103 162V161H102ZM114 162V161H113ZM118 162V161H117ZM83 163V162H82ZM104 163V162H103ZM106 163V162H105ZM104 163V164H105ZM119 163H121L122 165H124V166H122V167H124L125 169H130V168H133V167H131L132 165H127L128 163H126V165H127V167H126V165L124 164V163H122V161L121 162H119ZM129 163H132V162H129ZM142 163H144V162H142ZM153 163V162H152ZM262 163V162H261ZM92 164V163H91ZM90 164V165H91ZM107 164L108 163H106L105 164V166H104V170L108 167L107 166ZM112 164H114V163H112ZM141 164V163H140ZM146 165H147V163H145ZM206 164V163H205ZM143 165V164H142ZM153 165H154V163H153ZM262 165V166H261ZM129 166V167H128ZM138 165H136V167H137ZM113 167V166H112ZM121 167V168H122ZM141 167H143V166H141ZM225 167H226V169H225ZM262 167V168H261ZM100 168H102V166L100 167ZM114 168V167H113ZM117 168V167H116ZM116 168H114V169H116ZM139 168V170L141 171V169H140V167H138ZM228 168H230V169H228ZM97 169V168H96ZM117 170V169H116ZM138 170V169H137ZM138 170V171H139ZM206 170V169H205ZM121 171V170H120ZM129 171V170H128ZM153 171V170H152ZM84 172V175H82V173ZM119 172V171H118ZM118 172H116V173H118ZM123 171H121V173H122ZM126 172V171H125ZM227 172H229V176H233V177H235L236 179H238V178H244V180L246 181V182H250L248 185H250V186H248L247 187V189L246 188H244V187H242L241 185L240 186H238V184L239 183H237V181H234V179H232V180H230L228 177V174H227ZM243 172V173H242ZM230 173H233L232 175L230 174ZM74 174V175H75ZM152 174H153V172H152ZM243 174V175H242ZM102 175V174H101ZM100 175V176H101ZM132 175V174H131ZM154 175V174H153ZM156 175V174H155ZM158 175V174H157ZM156 175V176H157ZM99 176V177H100ZM126 175H124V177H125ZM207 176L208 175H206L205 174V178L207 179ZM77 177V176H76ZM152 177V176H151ZM123 178V177H122ZM126 178V177H125ZM152 178H154V177H152ZM264 178V177H263ZM111 179V178H110ZM133 179V178H132ZM137 179V178H136ZM148 179H150V177L148 178ZM147 179V180H148ZM221 179V180H220ZM138 180H139V178H138ZM137 180V181H138ZM151 180V179H150ZM159 180V179H158ZM249 180V181H248ZM108 181V180H107ZM212 181V180H211ZM238 181H241V179H239ZM99 182V181H98ZM102 182V181H101ZM140 182V180L138 181V183ZM149 182V181H148ZM152 182V181H151ZM112 183V182H111ZM223 183V182H222ZM235 183V184H234ZM130 184V183H129ZM132 184V183H131ZM152 184V183H151ZM211 184V183H210ZM213 184V183H212ZM229 184V183H228ZM263 184H264V181H263ZM153 185V184H152ZM262 185V184H261ZM132 186V185H131ZM264 185H262L261 187H263ZM110 187V185L108 186V188L106 189V190H103L102 188V186H101V184H100V186H98V187H96V189L92 192V194H94L93 196H95L96 198H98V199H100V200H102V201H109V202H111L114 206H118V203H116L115 201H114V196H113V192L111 191V187ZM154 187H156V186H154ZM213 187H214V185L213 186H211V188L213 189ZM219 187V186H218ZM124 188V187H123ZM138 188V187H137ZM210 188V189H211ZM142 189H144V187H142ZM142 189H140V190H142ZM255 189V190H254ZM135 190V189H134ZM133 190V191H134ZM132 191V192H133ZM131 192V191H130ZM141 193H142V191H140ZM137 193V192H136ZM155 193H158V191L157 192H155ZM134 194V193H133ZM218 194V193H217ZM154 195V194H153ZM200 195V194H199ZM258 195V194H257ZM136 197H135V200H137V201H139L142 197H141V195L140 194H136L135 195ZM176 196V195H175ZM203 196V195H202ZM201 197V196H200ZM203 198L205 199V197L203 196ZM216 198V197H215ZM144 202V201H143ZM251 202V201H250ZM207 204V203H206ZM227 204V203H226ZM205 205V204H204ZM251 205V204H250ZM250 205H249V207H250ZM120 206V205H119ZM241 206V205H240ZM240 206H239V208H240ZM226 207V209H227V212L229 213V212H233V213H238V211H239V215H240V210L242 209V208H240V210H235L234 209V207L233 208H230L229 206H225ZM204 208V207H203ZM218 208V207H217ZM217 208H215V210H214V213L216 214V213H219V214H221L223 211H224V208L222 207V212H220V210L219 209H217ZM141 209H144L143 207L141 208ZM232 209V210H231ZM251 209L249 208V211H250ZM251 212H253V211H251ZM242 214V213H241ZM244 214V213H243ZM223 215H224V212H223ZM223 215H221V216H223ZM248 215V214H247ZM138 216V215H137ZM166 215L165 214H163L162 212H160L157 208H155V210H153V212H152V218H153V220L156 222H158V221H162L163 219H164V217H165ZM148 217V216H147ZM224 217V216H223ZM244 217H248V216H244ZM263 217V216H262ZM227 218V217H226ZM237 218H242V215L241 216H236V215H234V219H237ZM218 220H219V218H218ZM259 220H260V218H259ZM215 221V220H214ZM239 225V224H238ZM229 226H230V224H229ZM229 226H228V228H229ZM213 229V228H212ZM223 232V231H222ZM231 233V232H230ZM218 234V233H217ZM221 235V234H220ZM212 254V253H211ZM210 255V254H209ZM213 255V257H212V259H214V262H217V260L219 259L220 260V258H223V256L222 257H219L218 258V256L217 255H215V254H212ZM223 259H225V258H223ZM218 260V261H219ZM212 261V260H211ZM225 261V260H224ZM221 262V261H220ZM219 262V263H220ZM224 263V262H223ZM216 264H218V263H216Z\"/></svg>", "mask_w": 264, "mask_h": 264}, {"label": "snow or ice", "instance_id": "4", "mask_svg": "<svg viewBox=\"0 0 264 264\" xmlns=\"http://www.w3.org/2000/svg\"><path fill=\"white\" fill-rule=\"evenodd\" d=\"M81 22L83 23V21ZM80 71H83V69H81ZM113 74L115 75V73ZM92 75L94 76V80L92 82L94 83V85L97 86V101L96 102L99 104L100 109L106 112V114L102 116L100 123L103 125H108L109 131L114 132L116 131V125L119 123L117 116H119L120 118H125L128 115H130L131 114L130 106L126 104H117L115 102H109L107 96L105 95V85L107 84V79L105 77L97 75L96 73H92ZM101 80H103V84H96L97 81H101ZM109 121H111V124H109ZM123 127L124 126L121 125V128ZM133 135H135V133H133ZM99 138L103 139V136H100ZM124 138H126V136ZM106 147H110V145H106ZM125 147L130 148L131 144H125ZM113 151H115L114 148H113ZM157 155H159V153H157ZM162 162H163V157H161V159L157 161V163H162ZM153 170H155V166H153ZM193 175H196V174H193ZM190 179H191L190 176L177 177V182L183 183L184 181H187ZM192 183L199 184L200 180L196 179L195 181H192Z\"/></svg>", "mask_w": 264, "mask_h": 264}]
</instances>
